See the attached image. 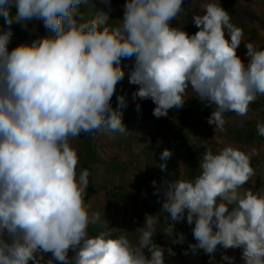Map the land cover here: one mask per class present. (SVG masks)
Wrapping results in <instances>:
<instances>
[{
    "label": "clouds",
    "instance_id": "obj_1",
    "mask_svg": "<svg viewBox=\"0 0 264 264\" xmlns=\"http://www.w3.org/2000/svg\"><path fill=\"white\" fill-rule=\"evenodd\" d=\"M90 3L0 0L7 25L0 28V264H165V248L154 241L157 225L172 244H183L175 225L185 219L193 226L192 252L214 260L218 246L241 249L244 264H264V191L245 187L258 168L264 172V163H252L256 147H207L198 175L180 172L164 182L161 210L145 213L135 241L108 224L90 234L101 213L86 201L90 172L78 171L72 141L127 132L122 112L111 107L125 75L122 59L135 57L129 82L138 85L135 97L154 103L156 118L183 107L191 93L212 109L207 122L215 133L224 132L229 119L247 118L264 97V48L244 43L248 62L238 56L244 31L220 0H204L199 11L191 0L194 34L180 26L185 0H125L115 21L112 0H96L102 7L86 13ZM33 20L50 34L9 50L11 25L27 29ZM118 104L124 106L123 96ZM255 127L264 137V120ZM171 154L161 153L162 171ZM222 260L234 264L235 257Z\"/></svg>",
    "mask_w": 264,
    "mask_h": 264
},
{
    "label": "rangeland",
    "instance_id": "obj_2",
    "mask_svg": "<svg viewBox=\"0 0 264 264\" xmlns=\"http://www.w3.org/2000/svg\"><path fill=\"white\" fill-rule=\"evenodd\" d=\"M202 2L204 0H197L196 11H199L198 6ZM124 3L125 0H112L111 20L122 18ZM220 3L230 13L232 22L244 31L243 42L238 47L237 54L247 63V49L244 43L255 42L258 35L255 32L256 24L264 32V17L261 16L264 0H220ZM92 7L102 6L96 3V0H91L84 11L87 13ZM190 8L191 0H185V12L181 14L179 21L185 31L194 34L198 29L192 21ZM172 23L175 26L177 21ZM0 28H7L3 17H0ZM11 30L13 36L9 50L18 44L50 34L39 20L30 21L27 29L13 23ZM134 62L135 57L122 59L121 66L125 75L117 84L111 99V107L122 112V122L127 132L123 135H107L102 132L82 134L80 138L72 141L80 157L78 171L88 169L90 172L86 201L92 210L101 213V225L90 227V234L95 235L101 227L108 224L109 228L130 232L128 235L133 241L136 234L132 232L143 226L145 213L154 215L160 212L164 182L176 179L180 172L187 178L198 175L199 162L207 147H211L213 152L227 144L243 149L256 147L260 155L254 157L252 163L254 166L264 163V137L257 135L255 127L258 119L264 120V114H248L247 118L237 117L234 121L229 119L225 125L226 130L215 133L214 126L207 122L212 109L198 99L191 98L194 94L190 93L183 107L170 109L167 117L156 118L152 114L154 103L150 99L140 100L134 95L138 85L129 82ZM120 96L124 97L123 107L118 104ZM262 103L264 101L259 97L250 106V111L259 112V106L264 105ZM233 115L228 114L229 117ZM244 119L249 122L241 126L239 121ZM166 148L172 154L166 161V170L162 171L159 165L165 161L161 160V153ZM245 187L264 191V172L258 168L257 175ZM185 223L187 224L186 219L175 226L184 228ZM163 227V224L157 225L154 241L163 246L167 253L168 237L160 232ZM191 237L195 243L192 231ZM183 247H186V244ZM233 251L235 252V249L226 250L218 246L214 260H210L209 255L202 250V262L227 264V261L221 259L222 255L232 257Z\"/></svg>",
    "mask_w": 264,
    "mask_h": 264
},
{
    "label": "crops",
    "instance_id": "obj_3",
    "mask_svg": "<svg viewBox=\"0 0 264 264\" xmlns=\"http://www.w3.org/2000/svg\"><path fill=\"white\" fill-rule=\"evenodd\" d=\"M261 16L264 17V9H262L261 11ZM255 32L257 35L255 42L253 43L255 46H257L258 48H264V32L261 31L259 25L256 24L255 27ZM262 99V101H264V97H260V100ZM264 104V103H262ZM264 114V105H260L259 106V112L258 110L253 113L252 111H249V114ZM249 122V121H248ZM246 121V123H248ZM240 138V137H239ZM243 138V137H241ZM251 144V143H248ZM176 228V232H183L185 235V243H183V245L186 244V247H183L182 244H172L171 239L168 238L167 239V248L171 247L173 252L175 253V255H169L168 252L165 253V264H203L202 260H203V254H202V250H197L196 252H191V250L189 249V244H193L192 241V237H191V231H192V227L193 226H187V224L185 223L184 228L180 227V225L175 226ZM187 236V237H186ZM196 243V242H195ZM188 246V247H187ZM185 248L188 251V254L185 255ZM241 249H235V252L233 251V255L232 257H235V262L234 264H242L243 260L241 259ZM50 258L49 257H46ZM217 259H219V256L217 257ZM222 259V258H221ZM228 264V263H227Z\"/></svg>",
    "mask_w": 264,
    "mask_h": 264
}]
</instances>
